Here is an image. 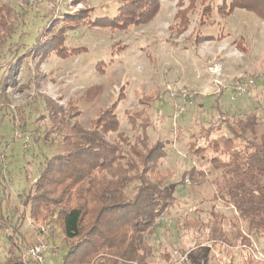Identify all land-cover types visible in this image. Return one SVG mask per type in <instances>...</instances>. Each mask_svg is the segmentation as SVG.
Listing matches in <instances>:
<instances>
[{"label": "rangeland", "instance_id": "obj_1", "mask_svg": "<svg viewBox=\"0 0 264 264\" xmlns=\"http://www.w3.org/2000/svg\"><path fill=\"white\" fill-rule=\"evenodd\" d=\"M122 1L0 0V39L11 29L3 37L0 80L4 59L10 58L5 54L24 57L47 25L41 37L46 45L39 54L21 59L12 83L0 94V197L3 191L10 196L9 207L2 203L10 222L7 230L15 226L26 237L22 250L41 238L47 246L43 264H60L65 242L58 224L47 216L33 221L17 195L28 191L45 158L65 149L63 140L75 133L72 126L91 129L92 121L111 104L117 103L118 129L106 134V141L134 142L143 130L137 125L141 121L136 120V130L132 129L126 111H139L144 102L150 123L145 129L147 143L161 140L166 151L156 169L171 172L167 187L175 184L172 206L147 233L154 264H242L245 255L264 264V231L249 230L246 221L237 220L235 208L219 198L228 176L210 160L228 159L223 145L215 150L210 144L221 134L229 135L226 127L232 117L242 120L247 139H264V0H159L160 8L147 24L120 28L92 23L112 19ZM4 3L11 13L2 9ZM205 6L209 9L202 14ZM187 7L181 27L176 13ZM197 31L219 39L195 43ZM54 33L62 36L59 44L51 39ZM240 79L252 80L250 95L232 89ZM42 98L52 110L53 105L60 107L62 118L42 117ZM219 110L226 120L217 130L211 125ZM16 130L20 137L15 138ZM39 132H47L50 141L32 140ZM212 211L226 221L222 229L226 239L212 237L209 229L181 228L196 218L207 223ZM232 221L238 227L227 225ZM45 224L49 229L53 225L54 232L41 236L38 226ZM4 234L0 243L7 246ZM165 254L170 255L167 261L161 258Z\"/></svg>", "mask_w": 264, "mask_h": 264}, {"label": "trees", "instance_id": "obj_2", "mask_svg": "<svg viewBox=\"0 0 264 264\" xmlns=\"http://www.w3.org/2000/svg\"><path fill=\"white\" fill-rule=\"evenodd\" d=\"M122 2L112 19L102 17L92 23L120 28L147 24L160 8L159 0ZM3 7L11 13L7 3L2 5V9ZM208 9L207 6L203 7L202 14ZM188 10L189 7L176 13L181 27L186 23ZM45 29L47 25L41 31L37 43L23 55V59L39 54L37 51L45 44H41ZM7 30L9 32H5L0 39V51L5 46L3 37L11 32L9 27ZM54 34L51 39L56 38L53 42L59 44L62 36ZM213 39L219 38L202 35L199 31L194 36L195 43ZM48 48L47 45L45 50ZM54 48L61 50L60 46L54 45ZM5 56L10 58L8 61L4 59V75H1L0 80L1 95H4L7 86L12 83L13 75L22 59L13 56L10 51ZM41 100L42 108L39 111L43 112L42 117L47 116L51 121L56 117L62 118L63 113L58 111L60 107L53 105L54 111L45 98ZM116 104L103 109L92 121L91 129L72 126L75 133L63 140L65 149L45 158L28 191L17 195L19 205L33 221L47 216L50 217L48 221L58 224L62 240L65 242V252L60 264H154L152 248L146 242L147 233L153 231L162 213L172 206V190L175 184L167 187L165 182L172 176L171 172L169 175L162 174L156 169L166 151L161 140L147 143L148 135L145 129L150 123L148 105L144 102L140 103L139 111H126L127 118L131 119L132 129H135L136 120L141 121L137 125L143 130L138 131L134 142L130 143L124 139L125 145H117L106 141L105 135L117 132L118 129ZM216 113L217 120L211 125V128L215 126V129L220 127L221 120H226V116L221 119V110ZM236 118H231V121L236 123L235 126L232 122L226 127L229 135L221 134L212 139L210 144L215 150L219 145H223L224 152L228 153L224 155L228 159L219 160L213 156L210 160L215 167H221L228 176L227 184L219 198L227 206L232 205L235 208L238 221H246L249 230L254 229L257 233L264 231V139L259 142L247 139L241 127L242 120L237 122L234 120ZM143 120L146 122L143 123ZM59 127L61 128V125ZM46 134L47 132H39L32 136V140L43 139L49 142ZM189 147L190 143L187 148ZM1 178L0 176V180ZM72 201L74 204H71ZM2 203L9 207L10 196L4 191L0 197V235L5 233L7 246L0 243V264L35 263L33 260L23 261L21 258L22 241H25L26 237L18 233L15 226L11 227V231L7 230L10 222L2 212ZM25 210L21 212L22 218ZM217 213L212 211L207 223L200 224L198 218L186 220L181 228L195 232L209 229L212 237L226 239L222 234L226 221ZM227 225L238 227L236 221ZM189 257L190 255H187L185 259ZM244 257L242 264H257L249 255ZM161 258L167 261L170 255H161Z\"/></svg>", "mask_w": 264, "mask_h": 264}, {"label": "built area", "instance_id": "obj_3", "mask_svg": "<svg viewBox=\"0 0 264 264\" xmlns=\"http://www.w3.org/2000/svg\"><path fill=\"white\" fill-rule=\"evenodd\" d=\"M59 1V0H57ZM252 80H246V81H234L232 85V89L238 92L239 94H246L250 95L251 94V86H252ZM15 138L20 137V134L16 130L14 132ZM39 227V233L40 235H46L53 233V225H50V229L48 228V224L45 225H40ZM56 247H53L55 249ZM47 249V246L45 243L42 241L41 238H36V240L29 244L28 246H25V248L22 250L21 249V258L24 260L30 259L33 260L36 264H43L45 260V250Z\"/></svg>", "mask_w": 264, "mask_h": 264}]
</instances>
